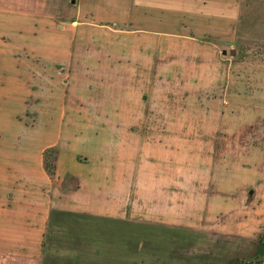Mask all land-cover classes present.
Listing matches in <instances>:
<instances>
[{
	"label": "rangeland",
	"instance_id": "rangeland-1",
	"mask_svg": "<svg viewBox=\"0 0 264 264\" xmlns=\"http://www.w3.org/2000/svg\"><path fill=\"white\" fill-rule=\"evenodd\" d=\"M164 1L171 28L183 26L181 32L215 49L202 57L205 78L193 91L170 78L169 95L161 94L169 103L151 98L148 121L135 128L133 183L107 185L117 191L121 185L119 215L57 209L40 258L0 248V264H264V0ZM79 4L0 0V10L52 15L61 35L64 23L77 19ZM34 69L45 90L58 78L67 83L61 65L50 73ZM31 88L21 120L33 131L22 136L25 146L41 136L35 130L44 124L33 103L39 89L34 82ZM148 125L156 131L152 137L143 135ZM145 144L152 151H142ZM70 183L69 190L77 186ZM106 202L118 207L117 200Z\"/></svg>",
	"mask_w": 264,
	"mask_h": 264
},
{
	"label": "crops",
	"instance_id": "crops-1",
	"mask_svg": "<svg viewBox=\"0 0 264 264\" xmlns=\"http://www.w3.org/2000/svg\"><path fill=\"white\" fill-rule=\"evenodd\" d=\"M159 1L80 0L77 19L64 23L61 35L52 15L0 10V248L7 249L2 252L40 258L57 209L120 214L121 185L118 191L107 185L133 183L136 177L130 170L137 163L135 128L148 121L151 103H169L161 94L169 95L170 78L180 79L176 85L185 91L197 89L206 75L202 57L215 50L200 36L181 32L183 26L171 28L168 2ZM32 65L41 66V73L61 65L67 83L58 78L45 90ZM33 82L39 89L34 109L44 124L35 130L41 136L25 146L22 136L33 131L21 120ZM149 115L151 121L156 117ZM144 129L143 135L156 132L149 125ZM149 147L141 150L148 153ZM49 148L58 151L54 178L43 164ZM69 182L77 186L69 190ZM107 197L118 207L107 205Z\"/></svg>",
	"mask_w": 264,
	"mask_h": 264
},
{
	"label": "trees",
	"instance_id": "trees-1",
	"mask_svg": "<svg viewBox=\"0 0 264 264\" xmlns=\"http://www.w3.org/2000/svg\"><path fill=\"white\" fill-rule=\"evenodd\" d=\"M57 156L58 151L54 148L45 150L43 154L44 169L51 178H54L56 175Z\"/></svg>",
	"mask_w": 264,
	"mask_h": 264
},
{
	"label": "water",
	"instance_id": "water-1",
	"mask_svg": "<svg viewBox=\"0 0 264 264\" xmlns=\"http://www.w3.org/2000/svg\"><path fill=\"white\" fill-rule=\"evenodd\" d=\"M231 54L233 53V51L230 52Z\"/></svg>",
	"mask_w": 264,
	"mask_h": 264
}]
</instances>
